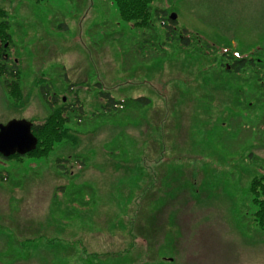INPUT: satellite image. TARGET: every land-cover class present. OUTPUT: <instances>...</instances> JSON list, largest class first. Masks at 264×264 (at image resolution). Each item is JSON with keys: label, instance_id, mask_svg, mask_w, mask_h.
<instances>
[{"label": "rangeland", "instance_id": "rangeland-1", "mask_svg": "<svg viewBox=\"0 0 264 264\" xmlns=\"http://www.w3.org/2000/svg\"><path fill=\"white\" fill-rule=\"evenodd\" d=\"M0 6L22 91L15 101L0 74V124L43 121L40 84L87 114L44 155L0 156V264H264L250 190L264 165V0H152L189 47L163 43L154 12L150 28L121 18L115 0ZM230 56L256 64L232 72ZM95 82L150 102L99 114Z\"/></svg>", "mask_w": 264, "mask_h": 264}, {"label": "trees", "instance_id": "trees-1", "mask_svg": "<svg viewBox=\"0 0 264 264\" xmlns=\"http://www.w3.org/2000/svg\"><path fill=\"white\" fill-rule=\"evenodd\" d=\"M115 2L121 18L131 20L133 24L137 26H146L150 28L154 12L156 18H158L160 23L164 26L163 43H179L184 47H189L191 45L190 35H187V29L178 28L176 26L178 22L177 18L172 19L170 15H168L166 9L155 8L152 10V0H115ZM0 15L5 16L2 21L3 24L1 25L4 28V33L1 37V39L4 40V43L0 45V74L3 75V84L7 92L15 101H19L22 98V91L19 83V65L18 60L11 55V34L9 30H7L9 21L6 19L8 14L1 6ZM255 64V59L251 56H230L227 70L238 72L247 67H254ZM259 81L264 90V79L261 78ZM94 85L98 88L96 94L100 100V107H98L99 114H111L117 112L134 102L140 106L150 102L149 97L144 95L129 100L118 99L109 91L102 89V83L95 82ZM73 86V84H69L67 89L71 90ZM50 89V85L40 84V91L45 102L49 106V112L43 121L33 122L32 124V130L38 137L36 147L23 155L15 153L9 156H3L0 154L2 158L21 159V157L25 155H44L46 151L51 149L56 143L63 141V139L71 138L72 135L69 134V127H66L65 123L71 121L73 116L77 118V120H75L77 123H83L87 114L84 102H82L80 97L75 93L70 101L65 102L61 97H58V93L50 92ZM95 116L98 115L95 114ZM61 159L62 158H58V164L62 166V163L60 162ZM78 163L81 164L80 162ZM261 167L263 168V171L258 175L253 176L250 183V190L254 194L255 204L258 206L255 214L256 219L260 225H264V165ZM149 226H154V224L150 222ZM150 227L146 229L148 232L147 235L153 237L155 234H152V231L150 232ZM142 231L143 230H140V232Z\"/></svg>", "mask_w": 264, "mask_h": 264}, {"label": "water", "instance_id": "water-1", "mask_svg": "<svg viewBox=\"0 0 264 264\" xmlns=\"http://www.w3.org/2000/svg\"><path fill=\"white\" fill-rule=\"evenodd\" d=\"M170 17L175 19L176 13H171ZM37 141L29 119L12 118L0 124V154L3 156L25 154L36 147Z\"/></svg>", "mask_w": 264, "mask_h": 264}]
</instances>
